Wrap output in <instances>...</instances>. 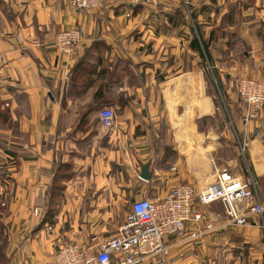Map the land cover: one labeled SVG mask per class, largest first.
Wrapping results in <instances>:
<instances>
[{
	"label": "crops",
	"instance_id": "1",
	"mask_svg": "<svg viewBox=\"0 0 264 264\" xmlns=\"http://www.w3.org/2000/svg\"><path fill=\"white\" fill-rule=\"evenodd\" d=\"M70 28L82 38L66 57L55 40ZM0 54V166L14 159L0 181L4 264H50L61 245L115 236L133 201L178 184L201 190L239 152L249 177H236L262 214L224 226L221 205L203 206L199 239L186 227L164 239L162 261L142 264H264V113L245 122L235 90L240 77L264 83V0H107L83 12L65 0H0ZM112 74L121 78L111 86ZM218 98L234 122L230 158ZM103 106L115 113L110 130Z\"/></svg>",
	"mask_w": 264,
	"mask_h": 264
},
{
	"label": "built area",
	"instance_id": "2",
	"mask_svg": "<svg viewBox=\"0 0 264 264\" xmlns=\"http://www.w3.org/2000/svg\"><path fill=\"white\" fill-rule=\"evenodd\" d=\"M76 12L99 9L107 0H65ZM124 1L131 5L152 4L156 0H109ZM79 29L70 28L57 34L55 48L63 56H72L81 41ZM2 55L0 54V67ZM238 102L242 107L243 120H256L264 113V83L249 77H240L236 83ZM100 127L110 130L115 125V113L104 108L98 113ZM1 166L5 172L13 167L14 159ZM254 197L249 184L223 170L215 182L195 190L188 184L171 187L161 198H142L131 203L124 223L112 237L92 238L85 245L69 243L61 245L50 264H142L152 258L162 261L168 254L166 237L185 235L199 239L200 225L204 223L201 207L213 203L221 205L224 226L241 227L248 219L261 215L263 208ZM39 211L34 209V214ZM187 227V229H186ZM209 226H207L208 228Z\"/></svg>",
	"mask_w": 264,
	"mask_h": 264
},
{
	"label": "rangeland",
	"instance_id": "3",
	"mask_svg": "<svg viewBox=\"0 0 264 264\" xmlns=\"http://www.w3.org/2000/svg\"><path fill=\"white\" fill-rule=\"evenodd\" d=\"M195 61H196V59H195ZM207 71H208V75L210 77V80L212 81V83L215 84L214 81L217 78L216 72L213 69V73H212L211 72L212 69L210 70L209 68H207ZM235 90H236V85H235ZM218 101L217 102L221 106V108H220L221 119H222L223 123L226 124V126L228 128V131H229V136H231L230 139L232 141V143L231 142H228L230 144V148L229 149L222 150V156H224V158H230V154L232 152V149L231 148L233 147V145L236 146V139H237L236 136L232 133V128H233L234 122L233 123H230V121L228 119L227 111H226V109L224 107V103L221 100V98H218ZM234 154L235 153H232L231 157H234ZM242 155H244V153H241L240 154V152H239V156H238V154L235 155V157H238V159H239V162L236 165V167L232 166L231 164L230 165H222L221 166L222 171L225 170V171L229 172L231 175H233L235 177L236 176H241L242 177L241 178L242 180H246V178L249 177V175L246 172V169H247L248 166H245L244 163H242V160H241V159H243V156ZM256 187H257L258 194H260V198L263 200L264 199V182L257 181L256 182ZM128 207H129V203H126L125 209H128Z\"/></svg>",
	"mask_w": 264,
	"mask_h": 264
},
{
	"label": "trees",
	"instance_id": "4",
	"mask_svg": "<svg viewBox=\"0 0 264 264\" xmlns=\"http://www.w3.org/2000/svg\"><path fill=\"white\" fill-rule=\"evenodd\" d=\"M200 40H201V38H200ZM201 44H202V48H203V51H204V53H205V57H206V60L208 61V62H210V58H209V55H208V49H207V44H205V42L202 40L201 41ZM191 45H192V47L196 50L197 49V47H196V42L195 41H193L192 43H191ZM200 51V50H199ZM200 53V55L203 57V55H202V51H200L199 52ZM91 72L92 71H90V72H88V76H90V74H91ZM95 73V72H94ZM99 73H101V74H103L104 72H100L99 71ZM108 78H109V84L112 86V85H114L115 83H117V82H119V79L121 78V75L120 74H112V75H109L108 76ZM104 108H109L108 106H103V107H101L99 110H98V112L100 111V110H102V109H104ZM4 122V121H3ZM4 173H3V171L1 170V166H0V181L3 183L4 182ZM4 201V199H3V197L0 195V204L2 203ZM0 256H1V249H0ZM2 257V256H1ZM1 257H0V264H4L3 263V261H2V259H1Z\"/></svg>",
	"mask_w": 264,
	"mask_h": 264
},
{
	"label": "water",
	"instance_id": "5",
	"mask_svg": "<svg viewBox=\"0 0 264 264\" xmlns=\"http://www.w3.org/2000/svg\"><path fill=\"white\" fill-rule=\"evenodd\" d=\"M140 178L144 181H148L150 179L149 171H148V165H145L141 169Z\"/></svg>",
	"mask_w": 264,
	"mask_h": 264
}]
</instances>
